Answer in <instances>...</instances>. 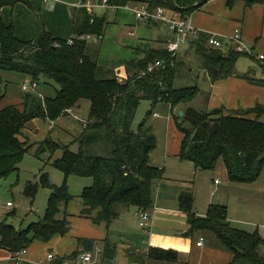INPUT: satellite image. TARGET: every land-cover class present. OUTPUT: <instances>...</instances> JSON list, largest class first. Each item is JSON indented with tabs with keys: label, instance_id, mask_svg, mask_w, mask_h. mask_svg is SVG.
Here are the masks:
<instances>
[{
	"label": "trees",
	"instance_id": "obj_1",
	"mask_svg": "<svg viewBox=\"0 0 264 264\" xmlns=\"http://www.w3.org/2000/svg\"><path fill=\"white\" fill-rule=\"evenodd\" d=\"M18 1L31 6L30 0H0V103L7 94L3 89L6 82L3 71L20 72L37 82L41 76L48 77L60 88L56 95L46 97L33 89L24 90L20 105L0 106V178L18 169L22 156L35 145L20 137L29 122L41 118L52 123L83 100L90 102V110L81 135L74 141L59 143L48 134L33 151L38 156L48 151L47 162L62 170L65 180L61 185L53 184L43 169L41 182L51 191L44 216L20 228L8 223L6 217L0 220L1 248L15 254L27 249L36 239L48 242L54 236L65 235L69 231L68 214L62 212V208L73 199L67 185L70 175L93 180L82 189L80 215L91 219L94 224L105 223L110 227L121 212L130 207H136L139 212H151L155 204V184L163 172L151 162L157 137L148 124V116L134 128V119L143 99L151 100L153 107L161 101L172 108L182 106L183 114L175 115L176 125L184 134L179 154L181 159L191 161L200 170L213 169L223 162L228 179L235 183H252L259 178L264 168V103L228 110L223 107L200 110L189 105L201 88L199 85L174 86L184 58L181 54L170 55L166 43L165 46L151 47L122 68L114 71L103 68L98 63V43L105 33L106 17L85 6L74 10L73 43L48 31H43L35 42L23 40L17 37L14 23L6 22L2 14L5 5ZM129 1L109 0L115 5H126ZM145 1L151 10L164 6L188 17L207 0ZM233 1L227 0L229 4ZM253 1L264 2L247 0V3ZM81 35L88 37L79 38ZM91 36L98 39L95 42L97 46L88 42ZM189 45L199 67L211 82L236 74L237 60L243 55L252 56L233 47L224 50L211 46L208 34L204 32L193 34ZM161 58H166L165 66L147 70L151 63ZM261 61L264 73V59ZM248 78L264 84V76L262 79ZM207 93L210 95V90ZM150 113L152 109L148 115ZM215 121L219 122V130L209 133ZM58 148L62 153L54 158ZM36 191L35 185H29L25 193L32 197ZM194 200L191 192H184L179 198V207L187 214L191 232H205L230 251L233 259L227 264H264V238L258 231L249 232L234 226L228 217L226 204L212 203L205 215H199L194 210ZM102 241L80 237L78 242L82 250L69 255L54 253L48 264H62L72 255L91 250L97 242L103 247L104 259L113 257L115 245L110 236ZM149 257L176 261L177 252L151 247ZM9 264L30 263L11 260Z\"/></svg>",
	"mask_w": 264,
	"mask_h": 264
},
{
	"label": "crops",
	"instance_id": "obj_2",
	"mask_svg": "<svg viewBox=\"0 0 264 264\" xmlns=\"http://www.w3.org/2000/svg\"><path fill=\"white\" fill-rule=\"evenodd\" d=\"M89 1L94 4L92 11L106 17L107 25L104 36L100 40L98 53V63L103 68L113 71L122 68L126 62L142 56L143 52L151 47L165 46L167 39L171 36L165 24L153 20H140L135 16L131 8L141 6L146 3L145 0H130L127 6L118 9L104 7L98 0ZM30 2L31 6L22 1L5 5L2 8V14L6 22L14 23L17 37L35 42L43 31H48L59 38L69 39L74 21V10L84 6L86 0H30ZM167 10L168 13L173 12ZM189 15L192 23L200 32H214L228 36L239 29L252 49V56H254L253 50L264 54V2L253 1L248 4L247 0H234L232 4H229L227 0H207ZM93 42H98V39L94 37ZM257 62L263 70L262 61ZM249 66L253 68L252 64ZM244 73L237 71L236 74L226 78L215 82L210 81L208 86L210 89L209 110L218 107H223L225 110L247 108L256 103H264V87L245 78ZM252 73L254 77L257 74L256 70ZM260 76L255 78L262 79ZM29 78L27 76L22 78L21 84ZM5 79L10 82L8 75ZM208 89L203 90L208 91ZM34 91L40 92L37 89ZM170 108L171 114L161 119V114L154 112L151 123L148 122L156 133L157 144L160 143V150L157 147L151 154V162L160 167L163 172L162 178L155 184V204L151 210L148 225L140 226V212L136 207L124 209L110 227L105 223L94 224L91 219L80 215L83 203L81 197L78 196L62 208V212L68 214L69 231L65 235L54 236L48 242L34 240L32 245L26 249L23 260L33 264H48L47 254L49 252L69 255L76 250H82L78 242L80 237L95 239L101 243L109 235L115 245V253L113 257L105 258L103 264H227L232 261L233 254L222 247L211 235L202 231H190L187 214L179 207V198L184 192L193 193L194 210L199 215H205L212 203L227 206L230 204L228 197V204L223 199H219L218 202L213 201L212 195L214 196L220 188L242 192L238 196L247 200L249 198L247 194L250 191L247 186L249 183L231 182L228 176L215 177L213 183L205 186L206 196L199 191L195 193V177L201 170L196 168L191 161L180 158L184 134L176 125L175 111H180L181 114L182 106L178 105L173 108L170 106ZM76 109L79 110L78 113H75ZM89 110L90 102L83 100L70 115L69 113L62 115L53 121L52 127L50 122L48 129L43 128L41 118H35L25 127L20 137L23 140H29L28 138L33 136L43 140L49 133H54L55 137L58 136V131L60 134L69 136L79 127L82 129L81 122L88 118ZM31 124H34L33 132L29 128ZM60 155L61 153L54 158ZM220 163L222 166L219 167H223L225 171L223 162ZM190 173L194 176L188 178ZM216 179H219L218 183L215 182ZM88 184L90 185V181ZM209 187L212 188L213 194L209 195ZM221 194L227 196L226 191H221ZM200 200L202 204H206L205 207L201 206L203 212L201 209L199 212L198 209ZM201 236L204 237V242L198 245L197 242ZM151 247L175 250L177 260L153 259L149 257ZM12 256L13 254L8 250L0 247V264H9L13 260Z\"/></svg>",
	"mask_w": 264,
	"mask_h": 264
},
{
	"label": "rangeland",
	"instance_id": "obj_3",
	"mask_svg": "<svg viewBox=\"0 0 264 264\" xmlns=\"http://www.w3.org/2000/svg\"><path fill=\"white\" fill-rule=\"evenodd\" d=\"M93 38V36L89 37L88 42L91 43L92 46H97V44L93 42ZM98 44L100 45V42ZM189 46V44L183 46L179 53L184 58V63L179 68V75L174 82V86L185 87L199 85L201 91L188 104L200 110L209 109V95L207 93V90L203 89H208L210 80L206 73L199 67L198 59L193 55L194 51ZM253 55V57L250 55L241 56L236 62L235 72H245V78L249 79L248 77L253 76L252 72L256 70L257 74L255 75L257 77L261 75L260 77L262 78L264 73L259 63L257 62L259 61L258 51L253 50ZM251 64L253 68H249V65ZM3 75L5 78L8 75V80L10 82L6 81L7 83L5 82V84L3 85V89L7 92V96L1 100V105L4 106L12 102H14L13 104L20 105L23 102V96L25 93V91L22 89L21 84L22 78H25V75L16 71H3ZM106 76L109 75L106 74ZM259 86L264 87V84L259 83ZM59 88V85L54 80L48 77L41 76L40 81L38 82V88H35L33 90L37 89L46 97L56 95ZM29 90L33 91L32 88H30ZM150 109H152V113L148 115V111ZM67 112L70 115L73 112V108H68ZM78 112L79 110L76 109L75 113ZM154 112L160 113V118L162 119L168 114H171V108L170 105L164 101L158 102L153 107L151 104V100H141L134 119V128H136L139 122L142 121V119L146 116H148V122L150 124ZM177 113L180 114V111H175V115ZM41 123L43 128L48 129L50 123L48 120L41 119ZM28 124H30V122ZM81 125L82 129L79 127L80 130L77 129L75 130V132L72 131L73 134L71 133V135L69 136L65 134L63 135L62 132V134H60L58 130V136L55 137L54 133L51 134V136L55 141L59 143H71L81 135L83 131L84 121L81 122ZM52 126L53 125H51V127ZM29 128L33 132L34 124L29 125ZM24 130L25 128L23 129V131ZM32 137L28 139L35 145H33L30 152H26L22 156L19 163V168L0 178V197L4 201L11 200L13 202V206L11 208H0V220L5 219L6 217V221L10 224H13L16 228L26 227L32 222L39 221L44 216L51 191L48 186L41 182L40 175L43 169L47 172V178L51 183L61 185L65 180L64 172L59 168L53 166L50 162H47L49 156L48 151L42 152L41 156L35 155L33 153L41 140L39 138ZM157 147L160 150V143L156 145L155 149H157ZM60 153L62 152L58 148L53 155L55 157ZM219 166H222V163L219 162L213 169L198 171V175L197 177H195L196 179L194 182L195 193L199 191V193H202L203 196H206V184L210 185L211 183H213L215 177L223 178L228 176V174H226V170L224 171L223 167ZM192 176H194L193 173H190L188 178ZM88 181H90V184H92L93 182L92 178L90 177L70 175L67 178L69 191L73 194V196L75 195L73 200L78 198V196H81L82 189L85 185H87ZM29 185H35L37 187V191L32 197L28 196L25 193ZM247 186L250 189L247 194L249 196L247 200H245L244 198L241 199L238 196L239 194L241 195L242 192H236L237 190L227 191L226 189L220 188L219 191H216V193H214V196L212 195V197H214L213 201L218 202L219 199H223L224 202L228 204V197L230 199V204L228 205V214L232 224L236 227H239L240 229L249 232L258 231L264 238V168L259 178L256 181L249 183ZM221 191H226L227 196L221 194ZM210 193L213 194V191L212 188L209 187V195ZM202 201L200 200L198 208L199 212H201L200 209H203L202 207L206 206V204H202ZM32 243L30 245H32ZM30 245L28 247H30Z\"/></svg>",
	"mask_w": 264,
	"mask_h": 264
},
{
	"label": "built area",
	"instance_id": "obj_4",
	"mask_svg": "<svg viewBox=\"0 0 264 264\" xmlns=\"http://www.w3.org/2000/svg\"><path fill=\"white\" fill-rule=\"evenodd\" d=\"M48 1V0H44ZM100 3V2H99ZM94 4H91L89 0H86L84 6L91 11ZM100 5L104 7H110L112 9H118L120 7L127 6L126 5H115L111 4L109 0H101ZM129 7V6H128ZM135 13V16L140 20H153L158 21L165 24L170 32L171 36L166 41V48L169 51L170 55H178L181 51V48L185 45L189 44V40L193 34L200 32V30L194 26L190 16H183L179 11H173L172 13H168V10L164 6H157L153 10L149 8L148 2L142 4L141 6H133L131 8ZM208 34V44L215 47L226 50L229 47H233L235 50L251 54L252 49L249 44L244 40L241 31L238 29L232 35L223 36L216 34L214 32H207ZM88 37L86 35H81L79 38ZM68 43H73V38L70 37L68 39ZM264 59V54H259V60ZM167 64L166 58L157 59L153 63H151L147 70L151 71L155 68L163 67ZM144 73V72H143ZM38 86V82L32 80L31 78L26 79L22 84L23 90H28L30 88L35 89ZM38 95L42 96V93L37 92ZM158 115V113H155ZM53 125V122L51 123ZM216 183L219 182V179L215 180ZM12 201L4 202L2 198H0V208L2 206H6L7 208L11 207ZM140 220L139 224L142 227H146L151 218V212L148 210H142L139 213ZM204 242V237L201 236L198 240L197 244L202 245ZM103 247L99 243L95 244L91 250L81 251L76 255H72L66 258L62 264H103L104 258L102 257ZM26 249L16 252L13 254L12 259L20 262L23 260V255L25 254ZM54 253L49 252L47 254L48 260H52L54 258Z\"/></svg>",
	"mask_w": 264,
	"mask_h": 264
},
{
	"label": "water",
	"instance_id": "obj_5",
	"mask_svg": "<svg viewBox=\"0 0 264 264\" xmlns=\"http://www.w3.org/2000/svg\"><path fill=\"white\" fill-rule=\"evenodd\" d=\"M183 112L181 111V114H182ZM219 130V122L218 121H215V122H213L212 123V125L210 126V128H209V133H215V132H217Z\"/></svg>",
	"mask_w": 264,
	"mask_h": 264
}]
</instances>
